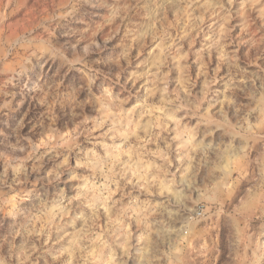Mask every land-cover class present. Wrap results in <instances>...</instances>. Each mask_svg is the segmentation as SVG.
Here are the masks:
<instances>
[{"label": "clouds", "instance_id": "9594fccd", "mask_svg": "<svg viewBox=\"0 0 264 264\" xmlns=\"http://www.w3.org/2000/svg\"><path fill=\"white\" fill-rule=\"evenodd\" d=\"M100 3L109 8L104 25H113L102 40L77 18V5L96 7L93 0H33L27 27L15 14L28 0H0V116L19 113L10 126L16 143L0 151V186L21 199L40 186L35 213L57 225L76 209L111 210L103 232L115 264L133 256L134 264H264V0ZM205 17L212 21L207 62L198 57L195 79L186 74L187 84L182 78L170 88L169 62L184 58L182 40ZM150 40L169 42L162 59H141ZM40 54L60 59L67 72L48 77ZM73 71L79 80L66 85ZM36 107L43 111L29 119ZM61 120L70 131L61 132ZM38 128L51 133L46 143L29 135ZM7 135L0 127V143ZM114 192L120 197L109 207ZM16 236L27 242L39 231L29 221L6 238L10 246ZM91 247L78 249L84 264H92Z\"/></svg>", "mask_w": 264, "mask_h": 264}, {"label": "rangeland", "instance_id": "374dc122", "mask_svg": "<svg viewBox=\"0 0 264 264\" xmlns=\"http://www.w3.org/2000/svg\"><path fill=\"white\" fill-rule=\"evenodd\" d=\"M93 3L96 4V7H92L89 4L77 5L79 12L77 13V18H82L86 22V26L91 29H99V35L97 36L98 40H102L106 35H108L113 25H104V18L106 13L109 11L108 7H105L100 3V0H93ZM118 7V5H116ZM33 0H28V6L25 7L22 5L21 9L15 15L19 17L20 22L27 27L31 22L30 17L33 9ZM191 10L185 9V15L187 17L185 23H192V16L190 15ZM131 16V11L129 13ZM174 15L173 13L168 14V24L172 25ZM27 21V22H26ZM234 22V21H233ZM212 21L207 17L204 18L203 23L200 25L199 32L189 33V36L192 37L191 40L188 37H184L182 40V48L180 56H183V59H177L175 66L171 65L172 71L168 73L169 87H175V81L178 79H185V84H187L186 74L190 75L195 79L197 66L193 61H197L199 57V62L206 63L207 58L203 56V49L208 47L211 49V40L212 35L210 26ZM85 25H74V27L82 28ZM121 35L123 33L122 27L120 28ZM172 35H176L175 27L171 28ZM59 36V33H57ZM38 40L44 39L46 37L40 36L37 37ZM120 37L117 36L115 40L112 41V44L116 43ZM60 45H64V39H60ZM168 41H148L144 44V47L141 51V59L152 58V59H162L166 55V44ZM173 46H175L173 44ZM115 51H118L115 50ZM114 50L112 49L111 44L109 45V51L105 52L104 55L107 57L113 54ZM187 53L184 56V53ZM135 55V52L133 53ZM41 59L46 61L44 64V71L47 73L48 77L55 78L57 75L63 76L67 69L62 66L60 59L56 57L48 58L47 54H40ZM216 63V57L213 55L212 64L209 65V68L214 67ZM39 69L36 70L38 72ZM36 72L32 73L33 79H35ZM223 75V73H221ZM79 80V75L73 71L67 73V76L64 80V83L72 84ZM99 83V82H98ZM223 84L221 81L219 84H216L214 88L219 89ZM200 86V81H197V87ZM7 89V85H5ZM117 91H119V86H117ZM4 99L0 97V100ZM19 99V97H17ZM6 102V101H5ZM13 107H15V101L12 102ZM28 103L25 104V109H28ZM7 111V109H5ZM43 111V108L36 107L30 111L29 119L33 117H38L39 113ZM19 116L18 112L9 113L7 116H0V127H3L6 132L9 133L6 137L2 138V143H0V151H8L10 145H15L16 138L10 134V126L14 123L15 118ZM30 127V125H29ZM59 129L63 133L64 131H70V129L64 128V121H59ZM105 129L101 128L96 135H99L100 132H103ZM25 132L28 131L26 127ZM133 131L138 133V130L134 129ZM32 140L35 143H46L45 137L51 135L50 132H44L42 129H37L33 133H29ZM220 136V133H217V137ZM143 140V137H140ZM80 140H84V137L81 136ZM43 149H41L42 151ZM128 151L129 159H132L135 156V147L130 146ZM75 163V161H73ZM31 164V161H29ZM2 167V165H0ZM51 164L46 165V169H50ZM83 171V170H81ZM41 188L37 186L35 190L28 193L26 198L21 199L23 193L10 190L7 186H0V260H12L14 264H68L71 261V264H84L80 260L81 253L78 249H82L85 243L92 244V247L89 249L88 255L92 264H115V259L111 255L106 256L107 249L105 244L107 243L104 238L103 229L106 226L107 218L111 216V210L108 213H97L95 216L92 214L91 209L82 210L76 209V211L65 218L60 222L59 225L48 216H39L35 213L34 205H37V198L40 195ZM73 193H69L72 195ZM120 193L114 192L111 196L108 197L109 207L111 201L114 199H119ZM31 210V211H30ZM13 212L14 215L9 213ZM36 215V219H32L33 215ZM83 216L82 220H78L76 217ZM71 220V227L67 226V221ZM31 221L33 227L39 231V236L35 237V240L32 236L27 238V242L20 236H16L14 240V246H10L6 238H10L12 234L21 229ZM173 226L179 229L182 227L180 220L173 221ZM31 231V229H29ZM64 235L65 239L61 240L60 243H55L56 240L60 239V236ZM84 239H81V238ZM47 240L48 243L42 245V241ZM39 241V242H38ZM35 245L34 249L32 245ZM56 257V259H53ZM135 257L133 256L129 260V264H134Z\"/></svg>", "mask_w": 264, "mask_h": 264}]
</instances>
